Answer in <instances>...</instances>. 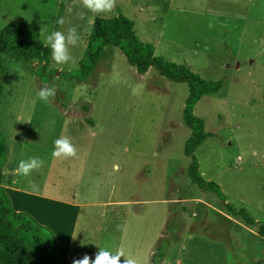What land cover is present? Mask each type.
Here are the masks:
<instances>
[{"label": "rangeland", "instance_id": "obj_1", "mask_svg": "<svg viewBox=\"0 0 264 264\" xmlns=\"http://www.w3.org/2000/svg\"><path fill=\"white\" fill-rule=\"evenodd\" d=\"M118 9L155 46L156 56L186 63L208 81L223 80L217 94L195 107L205 130L214 134L195 155L204 179L218 184L228 203L264 222V0H115L105 12L88 10L83 0H2L0 29L15 20L34 23L44 43L52 29L66 33L74 26L79 34L69 45L74 63L58 64L51 56L44 70L38 61L3 57L0 130L6 161L8 155L11 163L43 159L35 176L47 170L54 139L68 137L75 147L83 141L91 155L89 172L98 169L101 176L61 177L71 169L59 156L52 171L56 181L81 186L93 179L100 202H132L94 208L103 222L71 252L73 264L85 256L92 264L100 247L116 249L124 233L134 238L126 237L121 250L126 256L133 250L129 258L135 264H152L163 233L177 238L168 249L170 264H264L258 226L233 218L216 193L188 177L184 146L191 130L183 121L188 84L169 81L155 68L139 74L116 47H105L85 81L60 75L79 69L95 19L115 17ZM61 17L63 24H57ZM53 85L55 95L40 100L39 89ZM34 176L16 178L26 183ZM120 259L123 264L126 258Z\"/></svg>", "mask_w": 264, "mask_h": 264}, {"label": "trees", "instance_id": "obj_2", "mask_svg": "<svg viewBox=\"0 0 264 264\" xmlns=\"http://www.w3.org/2000/svg\"><path fill=\"white\" fill-rule=\"evenodd\" d=\"M105 47L119 48L141 75L155 68L169 81L188 84L189 95L183 109L184 124L191 130L184 146V154L190 159L188 177L201 190L216 193L225 202V211L233 218L247 226H258V235L264 239V222L256 220L247 208H236L228 203L220 186L204 179L195 155L200 146L214 137V134L205 130L204 120L195 115V107L204 96L217 94L222 89L223 80L208 81L186 63L179 64L156 56L155 46L144 42L137 35L134 21L120 9L115 17L95 19L79 69L75 73L61 72L60 75L75 76L79 82L85 81L95 72ZM6 55L23 63L38 61L46 70L51 60V49L41 39L37 24L15 20L0 29V102L3 93L1 80L5 72L3 57ZM84 109L89 111L87 107ZM5 161L6 147L0 130V264H70L68 250L51 228L39 223L26 212L14 210L2 177ZM169 229L166 227V230ZM176 239L171 240L163 233L153 254L152 264L163 263L169 246Z\"/></svg>", "mask_w": 264, "mask_h": 264}, {"label": "crops", "instance_id": "obj_3", "mask_svg": "<svg viewBox=\"0 0 264 264\" xmlns=\"http://www.w3.org/2000/svg\"><path fill=\"white\" fill-rule=\"evenodd\" d=\"M83 144L86 145L83 141H80L79 146L75 147V155L65 157L67 168H70L71 171L68 175L59 174L61 177H71L74 173L77 175L76 178H99L101 176V173L98 169H96V166V174L89 172L91 155H87L83 151L85 148L83 147ZM56 159V157L52 156L49 164L47 165V170L43 171L44 173L42 172L41 174V169V171L39 170L40 173L38 172L34 176L36 170L34 169L32 172L35 178L30 179L29 182L20 183L18 178H16L18 173L15 171L19 161L15 160V163H11L8 155L7 161L2 170V175L6 191L11 198L14 210L18 212H26L32 215L39 223L51 228L56 237L68 250V260L70 264H73L71 262V252L77 248V244H85L91 234L94 236L98 226H101L103 222L102 217L97 218V213L94 208L98 205H107L112 203H116L118 205H129L132 204V202L125 200L117 202H100L99 199L95 197L96 191L97 189H100V186L97 185L96 180L93 179L90 180V183H87L86 180L81 186H79V184L74 185L73 182L69 185L57 182L52 175L53 167L56 165ZM7 169L10 171L8 176L7 173H5ZM88 173L91 175L88 176ZM115 186L116 185L112 186V192H114ZM138 201L142 202L140 199ZM166 225L167 221L165 227ZM99 230H101V227ZM163 231L164 229L161 231L160 235H162ZM111 237L113 238V235H111ZM126 237L128 242L132 241L134 238V236L124 233L120 241L116 238V249L121 250ZM111 245L114 246L113 242ZM131 255H133V250L128 251V258ZM152 257L153 253L151 255V262ZM178 261L180 263L181 260L179 259ZM162 264L170 263L168 259H165Z\"/></svg>", "mask_w": 264, "mask_h": 264}, {"label": "clouds", "instance_id": "obj_4", "mask_svg": "<svg viewBox=\"0 0 264 264\" xmlns=\"http://www.w3.org/2000/svg\"><path fill=\"white\" fill-rule=\"evenodd\" d=\"M115 0H83V5L85 8L92 12H105L113 9ZM63 18H59L56 23L63 24ZM79 39V34L76 27H70L67 32H63L59 29L49 30L45 36L44 40L46 45L51 49L52 59L58 64H64L72 62L74 63L73 57L69 51V45H75ZM56 85L53 87H41L37 92V96L42 101H47L49 97L55 95ZM53 149L51 155L53 157L59 156H73L75 155L76 149L72 144L70 139L65 136L58 137L53 141ZM44 164V160L31 156L27 159H21L18 162L16 172L22 176H28L34 169L40 168ZM114 167H119L114 165ZM121 257L126 259L123 264H135V261L128 258L125 253L120 249L115 248H101L96 254L95 260L92 264H122ZM74 264H90L89 257L85 256L81 260H77Z\"/></svg>", "mask_w": 264, "mask_h": 264}]
</instances>
